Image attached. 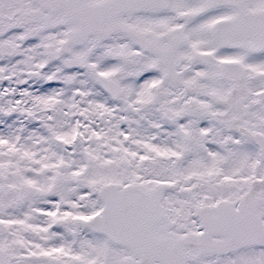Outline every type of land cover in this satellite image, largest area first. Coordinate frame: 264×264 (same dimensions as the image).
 I'll return each instance as SVG.
<instances>
[{"label": "snow or ice", "instance_id": "6c2138e0", "mask_svg": "<svg viewBox=\"0 0 264 264\" xmlns=\"http://www.w3.org/2000/svg\"><path fill=\"white\" fill-rule=\"evenodd\" d=\"M0 264H264V0H0Z\"/></svg>", "mask_w": 264, "mask_h": 264}]
</instances>
